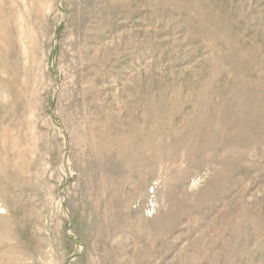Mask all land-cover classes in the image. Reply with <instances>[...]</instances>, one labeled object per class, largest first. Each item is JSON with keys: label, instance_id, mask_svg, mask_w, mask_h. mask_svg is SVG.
<instances>
[{"label": "rangeland", "instance_id": "374dc122", "mask_svg": "<svg viewBox=\"0 0 264 264\" xmlns=\"http://www.w3.org/2000/svg\"><path fill=\"white\" fill-rule=\"evenodd\" d=\"M0 264H264V0H0Z\"/></svg>", "mask_w": 264, "mask_h": 264}]
</instances>
